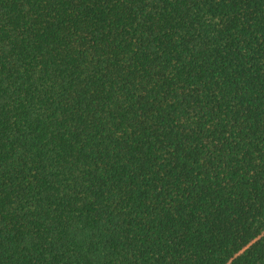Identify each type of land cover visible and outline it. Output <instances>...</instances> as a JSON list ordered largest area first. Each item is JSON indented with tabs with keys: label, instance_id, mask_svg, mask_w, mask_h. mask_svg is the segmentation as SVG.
Masks as SVG:
<instances>
[{
	"label": "trees",
	"instance_id": "trees-1",
	"mask_svg": "<svg viewBox=\"0 0 264 264\" xmlns=\"http://www.w3.org/2000/svg\"><path fill=\"white\" fill-rule=\"evenodd\" d=\"M0 264H264V0H0Z\"/></svg>",
	"mask_w": 264,
	"mask_h": 264
}]
</instances>
